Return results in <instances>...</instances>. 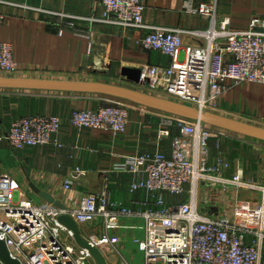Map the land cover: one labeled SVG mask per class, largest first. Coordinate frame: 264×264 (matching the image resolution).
I'll list each match as a JSON object with an SVG mask.
<instances>
[{
	"label": "built area",
	"instance_id": "obj_1",
	"mask_svg": "<svg viewBox=\"0 0 264 264\" xmlns=\"http://www.w3.org/2000/svg\"><path fill=\"white\" fill-rule=\"evenodd\" d=\"M194 1L197 0H187L185 9L209 20L206 29L146 24V0H102V21L124 29L145 30L140 45L172 58L170 66L139 67L138 85L207 111L218 107L231 86L264 84V19L253 18L247 27L238 29L229 17L219 16V0H198V5ZM4 20L0 12V76H15L18 65L13 45L1 37ZM67 24L75 27L73 22ZM187 38L203 43H187ZM131 104L122 100L97 110L75 109L70 123L79 129L120 135L127 130ZM161 113L160 136H170L172 126L181 131L179 137L173 138L171 156L157 151L129 155L114 164L115 171L132 175L130 192L151 193L155 207L136 211L111 201L108 191L103 190L83 195L78 207L68 212L79 226L101 222L102 244L112 247L118 264H132L119 249L121 237L116 229L121 228L143 229V237L134 238V242L144 255V264H264V185L259 188V203H237L233 218L201 208L211 188L249 186L239 174L225 176L221 165L227 163L222 159L217 166L210 165L211 140L231 132L199 120ZM62 126L63 120L57 115H27L12 122L6 139L17 150L51 144L61 147L55 137ZM82 174L77 168L64 188L70 189ZM18 190L12 175L0 174V239L13 258L21 264H95L90 252L79 247L72 233L58 221L60 211L48 202L39 205L30 197L17 198ZM167 194L187 196L169 204ZM240 211L249 212L244 223L238 220ZM137 216L144 219V225L129 227L120 221L121 217ZM92 243L100 247L94 240ZM0 264H5L1 258Z\"/></svg>",
	"mask_w": 264,
	"mask_h": 264
},
{
	"label": "crops",
	"instance_id": "obj_2",
	"mask_svg": "<svg viewBox=\"0 0 264 264\" xmlns=\"http://www.w3.org/2000/svg\"><path fill=\"white\" fill-rule=\"evenodd\" d=\"M186 2L146 0L144 21L149 25L187 30L208 28L209 20L187 11ZM199 3L198 0L195 2ZM0 12L5 15L1 37L13 45L18 65L16 77L93 81V77L97 76L103 82L121 85L126 80L122 74L126 67L172 64L171 57L159 51L146 50L140 45L145 30L124 29L102 21L105 12L102 0H0ZM218 14L221 18L229 17L233 27L244 28L253 18L264 19V0H219ZM67 22H73L75 27ZM186 42L203 43L189 38ZM227 84L231 85L230 82ZM17 91L0 90V174H10L15 178L19 189L17 198L38 196L30 188L32 182L62 201L69 211L78 207L83 195L103 190L108 191L111 201L122 202L136 211L155 207L151 193L145 190L130 192L132 175L115 171L114 164L129 155L154 154L157 151L171 156L173 138L179 137L181 131L172 126L170 136H160V111L132 103L126 132L114 135L104 130L76 128L71 125L70 117L75 109L97 110L122 99L85 93L23 91L30 93L19 94ZM219 103L220 114L238 115L234 118L264 127V84L231 86ZM37 114L62 118V129L55 137L62 146L51 144L15 149L6 139L12 122L25 115ZM245 138L228 133L220 139H212L210 165L217 166L222 159L227 163V166L221 165L225 176L239 174L245 182H249L245 180L248 177L244 173L246 155L241 151L249 146L250 155L256 153L258 157L263 156L264 145L258 140ZM218 140L221 141L220 147L217 146ZM252 157L249 156V169L255 167L260 171V163L254 166L260 159L256 161ZM77 168L83 174L73 181L70 189H65L66 181ZM259 177L249 179L259 182ZM234 196H227L231 202L221 214H227L231 203L236 208L241 197ZM253 196L249 194L251 206H254L252 203L256 198ZM165 197L169 204L179 200L170 194ZM146 201L147 205L142 204ZM235 210L231 218L235 216ZM120 221L129 227L128 223L138 227L144 225L140 216L121 217ZM80 228L90 242H93L94 234L103 236L101 225L90 223ZM142 230L122 229L127 233L126 239L128 236L135 239L143 237ZM116 232L121 237L119 249L124 255L129 241L124 239L125 234L123 236L121 231ZM114 254L110 259L118 264L119 259Z\"/></svg>",
	"mask_w": 264,
	"mask_h": 264
},
{
	"label": "water",
	"instance_id": "obj_3",
	"mask_svg": "<svg viewBox=\"0 0 264 264\" xmlns=\"http://www.w3.org/2000/svg\"><path fill=\"white\" fill-rule=\"evenodd\" d=\"M122 74L127 81L136 84L141 82L140 68L126 67L123 69ZM0 90L52 91L104 95L126 100L163 113L180 116L190 120H199L207 125L220 128L239 136L264 142V127L222 114L202 111L191 105L109 82L0 76ZM30 188L36 195L49 204H52L61 212L58 221L72 233L79 247L90 252L96 264H108L100 248L82 235L79 224L68 212L67 207L62 201L57 200L51 193L41 190L32 182H30ZM0 258L5 264H21L19 260L12 257L6 243L1 239Z\"/></svg>",
	"mask_w": 264,
	"mask_h": 264
},
{
	"label": "rangeland",
	"instance_id": "obj_4",
	"mask_svg": "<svg viewBox=\"0 0 264 264\" xmlns=\"http://www.w3.org/2000/svg\"><path fill=\"white\" fill-rule=\"evenodd\" d=\"M93 81H101L99 80V78L97 76H94L93 77ZM119 85V84H118ZM122 86H125V87H129V88H133V89H137L139 91H142V92H145V93H148V94H152V95H155V96H159V97H163V98H168L167 96L163 95L162 93L160 92H157V91H152L144 86H140L136 83H133V82H130V81H127L125 80V83L121 84ZM17 93L19 94H22V93H30V92H23V91H17ZM219 106H220V103L218 104V107L215 108V109H208L207 111H210V112H213V113H218L220 114L221 112L218 110L219 109ZM220 112V113H219ZM27 116V115H25ZM224 116H227V115H224ZM228 117H231V118H234V117H239L238 115H231V116H228ZM9 119V118H8ZM240 120V119H238ZM11 120L9 119L8 122H10ZM243 121V120H241ZM244 122H248V121H244ZM9 125V123L7 124ZM8 127V126H7ZM234 136H238L236 134H233ZM242 137V136H241ZM245 137H243L244 139ZM245 139H248V138H245ZM258 143H261L264 145L263 142H258ZM246 148V147H245ZM241 153H244L246 155L245 159H244V165H245V168H244V173H245V176L248 177V179H245V180H249V182L247 181V183H249V186L248 187H236V188H230V190L228 192L224 191L221 186L219 187H214V188H211L209 189V191L206 192V195H205V199L204 201L201 203V208L203 207L205 210L209 211L211 214L213 215H219L221 214L222 212H224L227 208V206L230 204L231 202V199L227 196H230V194H234L235 196L234 197H241L239 198V201L238 203H241V202H249V194H253L254 196H256L254 202L252 203L254 206H256L259 201H260V196H261V191L259 190L260 187H262L264 185V180H262L264 178V155L258 157V154L255 153V155H250L249 154V146L246 148V150L244 151H241ZM249 156L250 158L252 156H254L256 159V161H258L257 159L259 158V162H257L254 166H257L258 163H260V171L255 167L252 169H249ZM253 158V157H252ZM251 161V159H250ZM253 162V161H252ZM249 174H251V177H249ZM260 177H259V176ZM252 177H256V179H258L257 177H259V182H253L252 180ZM250 178V179H249ZM258 181V180H256ZM253 182V183H252ZM229 193V194H228ZM186 194H183V195H180L178 198H179V201H183L186 199ZM253 196V197H254ZM227 197V198H226ZM33 198V197H31ZM241 199V200H240ZM33 200L41 205V204H46L47 202L45 200H43L41 197L39 196H35L33 198ZM230 208V209H229ZM227 209V215L229 217H232V213L233 211L235 210L234 208V205L233 203H231L230 207ZM244 208V207H243ZM241 213L239 214L238 216V220L240 222H245L246 220H248L249 218V212L248 211H240ZM122 223V222H121ZM123 224V223H122ZM102 226L101 222L98 223V225H94V226ZM124 225V224H123ZM127 225H132V224H127ZM103 228V226H102ZM117 230H120L124 236V239H126V232H123L122 231V228L121 229H116ZM104 232V230H103ZM101 233V234H104V233ZM135 237H130L128 236V238L126 239L127 242H128V245L129 247L127 248V250L124 251V256L132 263V264H144V255L143 253L139 250L137 244H135L133 242ZM93 240L100 246L98 248H100V250L102 252H104L103 254H105V257L108 261V264H115L114 263V260H111V256L114 254L113 253V249L112 247L110 246H104L102 244V236H98V235H93ZM76 243V242H75ZM116 257H117V254L115 253L114 254ZM93 262L96 264L95 260L93 259Z\"/></svg>",
	"mask_w": 264,
	"mask_h": 264
}]
</instances>
